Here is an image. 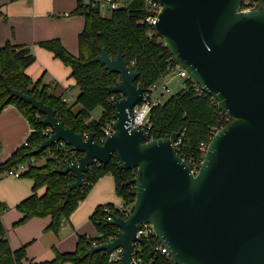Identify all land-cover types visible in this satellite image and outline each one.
<instances>
[{"label": "water", "instance_id": "water-1", "mask_svg": "<svg viewBox=\"0 0 264 264\" xmlns=\"http://www.w3.org/2000/svg\"><path fill=\"white\" fill-rule=\"evenodd\" d=\"M156 1L163 9L155 29L165 46L232 118L212 138L199 172L176 151L181 131L150 140L130 126L146 89L122 51L112 58L105 49L94 61L120 75L108 90L122 97L113 103L114 131L103 144L95 133L85 137L66 127L44 100L11 90L54 130L35 153L63 141L82 154L79 163L58 170L76 178L67 198L86 185L96 162L117 157L121 170L137 171L131 215H113L106 224L119 229L116 238L92 245L90 255L122 248L120 264H133L138 232L148 223L172 264H264V0L245 11L244 0Z\"/></svg>", "mask_w": 264, "mask_h": 264}, {"label": "trees", "instance_id": "trees-1", "mask_svg": "<svg viewBox=\"0 0 264 264\" xmlns=\"http://www.w3.org/2000/svg\"><path fill=\"white\" fill-rule=\"evenodd\" d=\"M258 2L259 0H252L251 4L256 6ZM245 7H248L247 4L243 5V8ZM1 8L0 5V11ZM68 15H82L85 18L84 29L78 38L79 53L74 55L69 52L59 39L45 40L39 45L71 68V77L80 88V94L73 104L52 92L50 86L43 85L41 79L34 82L29 76L27 70L36 62V56L30 46L15 45L8 41L0 47V115L6 107L13 105L26 118L32 129L27 138L28 144H23L6 162L0 164L1 173H7L33 157L40 159L41 154L47 152L44 150L40 154L35 153L48 137L43 133L47 128L42 123L45 116L13 95L11 90L44 100L55 108L58 118L66 127L74 128L83 135L95 133L96 140L100 143L105 129L113 121V103L122 97L108 90L109 87L120 83V75L110 72L104 65L94 61L101 54V50L105 49L112 58H116L122 51L129 65L135 63L132 65L133 70L139 69L137 83L146 90L170 72L169 59L172 55L157 33L150 35L154 28L146 22L148 11L145 0H125V5L112 11L110 17H105L93 1L85 3L78 0L77 7ZM99 107L103 110L101 116L93 118V112ZM227 124L212 97L207 94L197 96L191 82L186 81L184 89L174 93L163 104L153 107L150 115L151 129L148 133L152 140H156L171 137L181 131L183 135L180 134L182 142L178 153L194 166L204 159L205 152L201 150V144L210 143L211 132ZM52 149L55 155L67 154L72 160H80L82 157L81 153L73 151L71 147L61 150L54 145ZM44 162L41 165H31L22 176L31 179L34 186L33 194L16 206L23 215L16 226L33 218L50 217L51 224L47 229L58 232L62 222L71 217L93 186L108 174L114 177L116 194L132 211L136 200L133 182L136 170H121L117 157H113L106 165L95 164L85 176L86 185L80 190H73L69 198L66 191L68 186L76 181L74 174L59 173L60 165L53 158ZM44 188L45 192L40 195L39 191ZM105 207H108L111 213L115 212L117 216L127 218L114 204L98 206L91 219L97 226L99 237L93 239L79 236L75 251H57L54 260L37 264H110L109 254L106 252L89 254L92 245L115 237L119 230L106 224L109 213L104 212ZM5 210L7 206L0 203V264H24L27 246L12 249L1 215ZM158 246L159 241L155 237L142 241L139 253L143 264H172L161 251L155 249Z\"/></svg>", "mask_w": 264, "mask_h": 264}, {"label": "crops", "instance_id": "crops-1", "mask_svg": "<svg viewBox=\"0 0 264 264\" xmlns=\"http://www.w3.org/2000/svg\"><path fill=\"white\" fill-rule=\"evenodd\" d=\"M77 3L78 0H18L15 2L0 0L2 6L0 11V47L10 41L15 45L30 46L32 51L40 56L41 46L38 45L40 42L59 39L72 54L77 55L73 42L76 39L78 40L80 33L83 31L85 18L82 15H77L78 17L68 15L75 10ZM27 73L31 74L30 68ZM53 91L55 92L56 88H53ZM57 95L64 98L63 92ZM77 97L78 94L74 98L75 101ZM64 99L66 100V98ZM78 109L79 106L76 107V110ZM31 132L30 124L15 106L10 105L3 110L0 115V164L6 162L24 144ZM33 186L34 182L29 178L16 179L10 177L7 173L0 172V203L6 205L9 201L10 205L16 208L21 201L33 194ZM44 192L45 188L39 194L41 195ZM115 194L114 177L108 174L93 186L87 198L80 203L77 210L68 219L69 222L73 224L79 212L93 211L92 213H94L98 206L106 204L120 205L122 199L120 198L121 202L117 203L113 199ZM1 215L13 250L23 246L28 248L33 245L37 241L36 238L41 235L42 230L47 229L51 224L50 217L33 218L20 225L24 226L18 230H22L31 224H34L36 230L28 235H17L15 234V228L17 227L8 230L5 217H8L9 211L5 210ZM22 216V213L17 210V213L12 217H15V221L18 222ZM55 248L53 253H47L42 260H37L35 257L32 259L26 257L24 264H37L54 260L56 252H61L55 250Z\"/></svg>", "mask_w": 264, "mask_h": 264}, {"label": "rangeland", "instance_id": "rangeland-1", "mask_svg": "<svg viewBox=\"0 0 264 264\" xmlns=\"http://www.w3.org/2000/svg\"><path fill=\"white\" fill-rule=\"evenodd\" d=\"M85 3H89L92 0H83ZM248 1V0H245ZM243 10H248L247 7L243 8ZM102 14L105 17H110L112 11L109 8H106L102 11ZM74 17H78L74 15ZM63 44V43H62ZM39 45V44H38ZM65 46V45H64ZM73 46L76 49V53L79 52L78 40H74ZM67 49V48H66ZM34 50V49H33ZM41 55L37 56L35 52H33L36 56V62L30 67L31 74L30 77L34 80V82L41 79L43 85H48L51 87L52 92L53 88H56L55 93L61 94L64 93V98H66L69 104H73L75 101V96L80 94V88L77 85L74 78L70 77L71 68L64 65L60 60L56 59L52 52L46 50L45 48H40ZM69 52H71L68 49ZM166 79L169 83L171 92L164 91L162 88L163 80L159 81L155 87L153 92V99H157L159 97L162 98V101H167L174 93L184 89L186 85L185 79L175 75L171 71L167 73ZM102 108H97L93 112V118H99L102 113ZM44 161L40 162L44 164ZM23 178V177H22ZM41 191V190H40ZM39 191V192H40ZM113 199L117 203H120V197L115 194ZM97 204V203H96ZM101 204V203H98ZM103 204V203H102ZM7 211H9L8 217H5L6 224L8 226V230L15 228V234L17 235H28L36 230L34 224L27 226L22 230H18L23 226H16L15 217H12L17 213L15 207L11 206L9 201L6 204ZM93 212V211H92ZM91 211L88 212H79L78 216L75 217L73 224L69 222V220H64L62 222L61 228L58 232L53 230H47L44 228L40 236L36 239L37 241L29 246L26 251V257L28 258H36L37 260H42L45 258L47 253H53L54 247L55 250H59L61 252H73L77 246V238L78 236H87L89 238H97L100 236V233L97 230V226L95 222L91 219L93 215ZM95 212V211H94ZM38 231L36 232V234ZM10 242V241H9ZM42 263V262H41ZM72 264V263H66Z\"/></svg>", "mask_w": 264, "mask_h": 264}, {"label": "built area", "instance_id": "built-area-1", "mask_svg": "<svg viewBox=\"0 0 264 264\" xmlns=\"http://www.w3.org/2000/svg\"><path fill=\"white\" fill-rule=\"evenodd\" d=\"M92 1H93V3H95V5H98L102 11L106 8H109V10H111V11L118 10L125 5V0H92ZM251 2H252V0H248V1L244 0V4H247L248 10L254 9L257 6V5L252 6ZM145 7L148 11L146 22L154 28V31H152L150 33V35H152L153 33H157L156 29H155V25L158 21L159 14L162 12L163 6H162V4L157 2L156 0H145ZM169 62H170L169 70L172 73H174L175 75L181 77L182 79H185V81H190L192 84V88H193V90L197 96H203V95L207 94L205 92V90L203 89V87L192 76V74L187 69H185L180 63H178L173 56L169 59ZM134 64L135 63L132 62V64L130 65L131 68H132V65H134ZM132 70H133V68H132ZM161 80H163V82H162L163 90L167 91V92H171V89H170L169 83L166 79V76L163 77ZM156 85L157 84L153 85L149 90H146L145 94L143 95L141 102L133 108L132 118L129 121L130 126H132L134 128L143 129L147 133L151 129L150 115H151V111H152L153 107L164 103L162 101L161 97H159L157 99H153V92L155 90ZM212 100H213V102H216V104L218 105V100L215 97H212ZM221 113L224 115L227 123H230L232 121V118H230L228 115H226L222 111H221ZM114 123H115V120L113 119L112 123L105 129L104 137L100 141L101 144H103L105 142L107 136H109L113 133ZM219 130L220 129H215L214 131L211 132L210 140H212L214 135ZM43 133L48 136L47 137V139H48L54 133V130L51 127H47ZM181 135H183V133ZM88 136L89 135H85V137H88ZM180 136L178 137V139L174 143V146L176 148L177 153H178V148L182 142V139L180 138ZM150 140H152V139L150 138ZM24 144L25 145L28 144L27 140L24 142ZM54 145L57 148H60L61 150H67V148L70 147L63 141L56 143ZM53 146L45 149L47 152L45 154H41L40 159L33 157L30 161L23 163V164L19 165L17 168L8 171L7 174L10 177H13L16 179L22 178L23 174L29 170L31 165H38L41 161H46L48 158H53L60 165V169H63L69 165L79 163V160H77V159L72 160L67 154H64L63 156L55 155V153L52 149ZM208 146H209V143H202L201 144V150L206 153ZM202 162H203V160H201L199 164L191 166L192 167V173L194 175H196L199 172L201 165H202ZM95 164H98V166L103 165L99 162H96ZM94 165H92L89 168V170H91ZM136 176H137V171H136ZM116 208L119 209L120 211L124 212L127 218L131 215L132 211L130 210V207L126 206L123 202L120 205L116 206ZM104 212L109 213V215L107 216L106 223L108 221L113 220V215H116L115 212L111 213V211L108 207L104 208ZM138 237L141 238L142 241H144L145 239L151 240L154 237L158 240L153 225L148 224V223L143 224L142 229L138 232ZM115 238H116V236L113 238H109L107 241L95 243L94 245L109 243V242L113 241ZM141 243H136V246H135V253L136 254L132 258L133 264H143L142 259L140 257V253H139V246L141 245ZM155 249L157 251H161L167 257V259L170 260L172 263V257L170 256L168 250L162 246L160 241H159V246L156 247ZM122 252H123V249L119 248V249H116L111 254H109V263L115 264L117 262H121Z\"/></svg>", "mask_w": 264, "mask_h": 264}]
</instances>
